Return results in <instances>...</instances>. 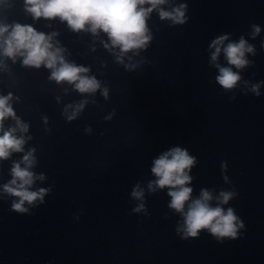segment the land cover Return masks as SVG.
Returning a JSON list of instances; mask_svg holds the SVG:
<instances>
[{
	"label": "water",
	"instance_id": "obj_1",
	"mask_svg": "<svg viewBox=\"0 0 264 264\" xmlns=\"http://www.w3.org/2000/svg\"><path fill=\"white\" fill-rule=\"evenodd\" d=\"M181 4L183 24L153 10L146 21L151 39L121 53L101 30L74 31L59 17L33 18L25 0H0V25H30L52 36L65 62L88 68L82 75L100 85L81 93L50 79L43 64L24 65L0 47V96L12 95L16 117L28 125L16 133L26 141L23 152L0 160V264H264V0H167L159 8ZM222 35V49L241 37L254 48L242 69L223 51L211 60V44ZM217 65L239 73L234 88L217 83ZM15 126L4 121L5 130ZM175 147L196 158L186 185L192 199L206 189L216 206L221 191L234 193L220 206L243 222L235 239L207 230L184 239L169 189H149L154 160ZM33 149L30 170L45 179L30 190L48 192L18 213L17 198L3 185L14 162Z\"/></svg>",
	"mask_w": 264,
	"mask_h": 264
},
{
	"label": "clouds",
	"instance_id": "obj_2",
	"mask_svg": "<svg viewBox=\"0 0 264 264\" xmlns=\"http://www.w3.org/2000/svg\"><path fill=\"white\" fill-rule=\"evenodd\" d=\"M166 3L167 0H25L26 11L33 18L59 17L74 31L84 30L86 26H89L88 30L93 34L101 30L108 35L113 47H119L121 53L143 48L151 39L146 21L153 10L159 11L162 20L170 19L176 24L185 22L184 10L187 6L181 4L171 11L159 8ZM145 5L150 7H144ZM253 29L254 35L259 34L261 30L258 26H253ZM51 39L52 36L39 33L30 25L22 26L18 23L0 25V40H2L0 47L4 56L13 60L17 55L22 56L24 65L36 68L43 64L52 70L50 79L58 83L66 81L74 84L81 93L95 92L100 86L99 82L94 77L82 75L89 69L65 62L61 55L62 49L53 48ZM227 39L226 35H222L212 42L211 47L215 51L211 60L216 62L223 51L229 65L242 69L249 63L245 54L253 53L254 48L241 37L238 43H228L222 49L221 46ZM217 67L219 68L217 83L224 89L234 88L241 79L239 73L233 71L232 67L219 65ZM252 91L259 95V85H254ZM11 99V94L0 96V133H2L0 160L8 159L13 152H23L26 141L23 135L17 136L16 133L22 134L28 131V125L16 117L9 103ZM8 118L15 120L16 126L5 130L4 121ZM34 151L33 149L27 152L22 161L14 162L11 168L12 179L3 185L4 193L17 198L12 203V209L18 213L28 211L25 204L33 205L36 201L43 203L44 196L48 192V189L44 188L37 191L30 190L35 180L45 179L43 174L37 176L30 170L35 163ZM195 161V157L190 156L186 149L180 147L172 148L160 155L154 160L151 169L157 179L149 184V189L152 191L156 188L169 189L171 202L168 206L183 217V225L177 231L183 233L184 239L196 238L202 230H207L218 240L235 239L238 229L244 227L243 222L235 215L233 208L229 207L225 210L220 206L228 204L234 193L221 191L215 198L216 206H212L213 195L206 189L201 190L199 198L192 199L193 189L186 185L191 183L192 177L189 173ZM21 164L24 167H21ZM137 188L133 189L132 196L141 199L143 191ZM143 207L141 204L135 211H141Z\"/></svg>",
	"mask_w": 264,
	"mask_h": 264
}]
</instances>
